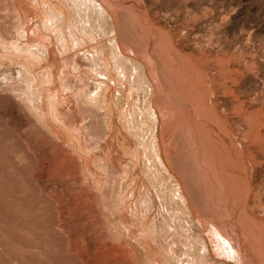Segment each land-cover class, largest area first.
I'll list each match as a JSON object with an SVG mask.
<instances>
[{
  "label": "rangeland",
  "instance_id": "obj_1",
  "mask_svg": "<svg viewBox=\"0 0 264 264\" xmlns=\"http://www.w3.org/2000/svg\"><path fill=\"white\" fill-rule=\"evenodd\" d=\"M65 1L0 0V264H264V0Z\"/></svg>",
  "mask_w": 264,
  "mask_h": 264
},
{
  "label": "bare ground",
  "instance_id": "obj_2",
  "mask_svg": "<svg viewBox=\"0 0 264 264\" xmlns=\"http://www.w3.org/2000/svg\"><path fill=\"white\" fill-rule=\"evenodd\" d=\"M46 1V3H47V6L51 9V10H57V8H62V9H59V12H60V10H61V15H59L58 17L60 18V21L64 24V25H66V27H67V29H68V34L66 35L65 34V32L66 31H64L65 29L62 27V24H61V29H59L60 30V32L59 33H61V35H62V44H64V46L65 45H67V39H69L70 37H72L73 38V40H74V42H75V44L77 45V47L79 46V47H81V43L82 42H85V40L82 38V40L81 39H79L78 37L80 36V35H75L74 34V32H77V31H79V32H81L79 29H78V27H77V15L75 16L74 15V13H73V11H72V9L71 8H67V6H66V1L65 0H45ZM76 2V1H75ZM74 2V3H75ZM69 6V5H68ZM75 7V6H74ZM54 8V9H53ZM76 10H78V9H76ZM79 14V13H78ZM57 17V18H58ZM54 18V17H53ZM58 21V20H57ZM53 22V21H52ZM51 23V22H50ZM47 25V24H46ZM47 27V26H46ZM57 27V26H56ZM85 31V30H84ZM86 33L88 32V31H85ZM88 34V33H87ZM87 34H84L86 37H90V39H89V41L91 42V44H99V45H101V46H103V44H105L106 45V43H107V41L108 40H102V39H99L98 41H97V38H95L94 36H92V35H87ZM91 34V33H90ZM70 36V37H69ZM67 37H69V38H67ZM70 42V41H69ZM69 44V43H68ZM40 46V45H39ZM73 46V45H72ZM45 48V47H44ZM16 49V48H15ZM19 53V52H18ZM22 53H24V54H26V53H28V54H32L31 53V51L29 50V49H25ZM95 53V55H96V61H97V63L99 64V63H101L102 65L104 64V63H106V62H108V63H110V60H111V58L109 57V55L108 54H104V55H101L99 52H94ZM21 55V54H20ZM21 57V56H20ZM23 57V56H22ZM26 58V57H25ZM116 58V57H115ZM28 59V58H27ZM40 59V58H39ZM111 67H112V65H111ZM133 67H134V65H133ZM111 70H113V68L111 69ZM116 74V73H115ZM114 74V76L113 77H111L113 80H119V81H121L118 77H116V75ZM139 77V76H138ZM117 78V79H116ZM141 78V77H140ZM115 84V83H114ZM135 86V85H134ZM140 87V86H139ZM139 89V88H138ZM95 101V100H94ZM97 102V101H96ZM115 105H119L117 102H115L114 103ZM37 112V111H36ZM108 112V114H110V112L109 111H107ZM112 114V113H111ZM150 114V113H149ZM109 117V116H108ZM143 123V122H142ZM153 117L150 115L149 116V122L148 123H145L144 122V124H146V127H148V128H152V126H153ZM118 130H120V129H118ZM125 134V136H126V138L128 139V140H130V138H129V136L126 134V133H124ZM151 150H153V149H151ZM197 151V150H196ZM153 153V152H152ZM134 156L135 155H139L140 154V152L139 151H135L134 153H132ZM194 159V158H193ZM205 159H207V158H205ZM202 160H203V158H202ZM194 161H196V159L194 160ZM201 161V160H200ZM199 161V162H200ZM207 161V160H206ZM202 162V161H201ZM197 163V162H196ZM210 163V162H209ZM194 164V163H193ZM198 164V163H197ZM205 164H207L206 162H205ZM196 165V164H195ZM200 166H201V163L199 164ZM153 166H156L157 167V164L156 165H153ZM198 166V165H197ZM206 166V165H205ZM211 166V165H210ZM198 168H200V167H198ZM202 168H203V166H202ZM202 168H200V169H202ZM203 169H205V168H203ZM146 170H147V167L145 166V167H142V169L140 170V172H142V174H143V177L144 178H148L149 179V174H147V172H146ZM202 171V170H201ZM204 171V170H203ZM203 173V172H202ZM209 176H211V175H209ZM165 178V177H164ZM218 191V190H217ZM231 196V195H230ZM210 197V196H209ZM211 198V197H210ZM209 198V199H210ZM227 204V203H226ZM225 204V205H226ZM227 208V207H226ZM220 212V211H219ZM217 219V218H216ZM223 225V224H222ZM222 231L224 230V229H221ZM228 235V234H227ZM221 238V237H220ZM231 243V242H230ZM231 246L236 250V253H237V248H236V246L235 245H233L232 243H231ZM221 252V251H220ZM233 252H235V251H233ZM225 253V252H224ZM234 257H236V255L234 256Z\"/></svg>",
  "mask_w": 264,
  "mask_h": 264
}]
</instances>
